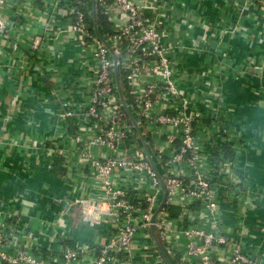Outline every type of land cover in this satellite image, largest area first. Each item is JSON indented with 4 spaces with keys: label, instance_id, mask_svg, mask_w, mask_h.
Instances as JSON below:
<instances>
[{
    "label": "built area",
    "instance_id": "built-area-1",
    "mask_svg": "<svg viewBox=\"0 0 264 264\" xmlns=\"http://www.w3.org/2000/svg\"><path fill=\"white\" fill-rule=\"evenodd\" d=\"M91 3L0 0V72L25 79L40 64L58 105L42 141L5 144L44 147L65 191L40 232L0 213V264H167L151 226L172 264H264V223L257 245L248 221L263 190L242 175L248 126L224 76L239 57L227 39L264 57V0H96L108 45ZM143 139L167 188L157 222L163 188ZM74 205L98 231L91 243L75 235Z\"/></svg>",
    "mask_w": 264,
    "mask_h": 264
},
{
    "label": "crops",
    "instance_id": "crops-1",
    "mask_svg": "<svg viewBox=\"0 0 264 264\" xmlns=\"http://www.w3.org/2000/svg\"><path fill=\"white\" fill-rule=\"evenodd\" d=\"M238 40L227 39L228 50L239 57L233 58L237 66L224 74L225 94L228 102L236 107L240 121L248 126L247 147L240 167L242 175L248 187L263 190L261 196L264 197V57L249 47L245 49L243 41ZM233 59L230 58V62ZM250 62L256 69L248 67ZM36 67L38 69L32 68L25 79L4 69L0 72V106L8 112L10 107L16 108L12 118L0 117V126L8 120L7 131L0 135V213L17 211L24 216L25 223L40 232L43 230L40 220H50L60 211L56 198L64 197L62 182L56 178L46 158L39 154L46 152L44 147L39 152L5 144L7 140L25 144L29 135L42 141L56 121L58 105L52 101L51 94L56 86L54 77L50 72L39 71L40 64ZM248 68L251 69L247 71ZM234 71L243 73L244 83ZM14 198L18 200L15 203L12 202ZM226 208L232 209L231 203ZM248 218L254 230L253 241L258 245L262 242L258 229L264 223V199ZM74 227L75 235L83 243L93 242L98 233L79 222Z\"/></svg>",
    "mask_w": 264,
    "mask_h": 264
},
{
    "label": "water",
    "instance_id": "water-1",
    "mask_svg": "<svg viewBox=\"0 0 264 264\" xmlns=\"http://www.w3.org/2000/svg\"><path fill=\"white\" fill-rule=\"evenodd\" d=\"M91 7H92V15H93V21H94V25H93V29L96 31V33L98 34V36L100 37V39L108 45L107 41L104 40L102 38V36L98 33V27H97V6H96V0H91ZM113 52V51H112ZM114 56H115V65L117 64V56H116V53L113 52ZM116 80H117V89H118V92H119V96H120V100H121V103L123 105V107L127 110V112L130 114V117L134 123V125L136 126L138 132L141 134V130L138 126V124L136 123V121L134 120L132 114H131V111L129 110L128 108V105H127V102L123 96V93H122V90H121V85H120V82H119V76H118V73L116 74ZM16 110L15 107H10L9 108V112H14ZM8 122V120H6ZM4 121V123L0 126V135L3 133V132H6V128H7V122ZM142 143L145 147V152L147 154V157L149 159V161L151 162V165L154 169V171L158 174V176L160 177V182H161V186L163 188V195H162V199H161V202L159 204V206L157 207V209L155 210L154 212V215H153V222H157V218H158V214L160 213L161 209L164 207L165 205V201H166V197H167V188H166V185L164 183V180L163 178L161 177V175L159 174V171H158V168H157V165L153 159V156L151 154V151L150 149L148 148L147 144H146V141L143 139L142 140ZM3 200V199H2ZM1 201V200H0ZM4 201V200H3ZM76 215L74 217V226L77 224V222H80V220L84 217V212L82 210V207H77L74 205L73 207ZM151 230V233H152V236L157 244V247L158 249L160 250V252L162 253V255L164 256L167 264H172L170 259L168 258L162 244L160 243L159 239L157 238L156 234H155V231H154V226H151L150 228Z\"/></svg>",
    "mask_w": 264,
    "mask_h": 264
},
{
    "label": "flooded vegetation",
    "instance_id": "flooded-vegetation-1",
    "mask_svg": "<svg viewBox=\"0 0 264 264\" xmlns=\"http://www.w3.org/2000/svg\"><path fill=\"white\" fill-rule=\"evenodd\" d=\"M13 115H14L13 112L10 113V112L7 111V109L5 107H3L2 105L0 106V117L2 116L3 119H9V118H12ZM58 206H60V204Z\"/></svg>",
    "mask_w": 264,
    "mask_h": 264
},
{
    "label": "trees",
    "instance_id": "trees-1",
    "mask_svg": "<svg viewBox=\"0 0 264 264\" xmlns=\"http://www.w3.org/2000/svg\"><path fill=\"white\" fill-rule=\"evenodd\" d=\"M100 19H101V22L103 24L105 31H107L109 29V23H108L107 18L101 15Z\"/></svg>",
    "mask_w": 264,
    "mask_h": 264
}]
</instances>
